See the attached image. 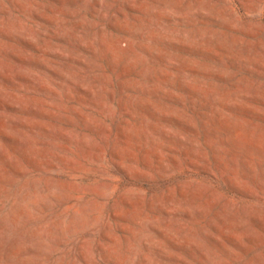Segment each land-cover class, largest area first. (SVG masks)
Wrapping results in <instances>:
<instances>
[{
  "label": "rangeland",
  "instance_id": "374dc122",
  "mask_svg": "<svg viewBox=\"0 0 264 264\" xmlns=\"http://www.w3.org/2000/svg\"><path fill=\"white\" fill-rule=\"evenodd\" d=\"M0 264H264V0H0Z\"/></svg>",
  "mask_w": 264,
  "mask_h": 264
}]
</instances>
